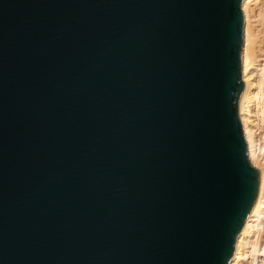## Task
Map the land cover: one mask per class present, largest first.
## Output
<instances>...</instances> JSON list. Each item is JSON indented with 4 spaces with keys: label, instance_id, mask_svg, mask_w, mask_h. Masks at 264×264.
<instances>
[{
    "label": "water",
    "instance_id": "95a60500",
    "mask_svg": "<svg viewBox=\"0 0 264 264\" xmlns=\"http://www.w3.org/2000/svg\"><path fill=\"white\" fill-rule=\"evenodd\" d=\"M240 2L0 0V264H228Z\"/></svg>",
    "mask_w": 264,
    "mask_h": 264
},
{
    "label": "bare ground",
    "instance_id": "6f19581e",
    "mask_svg": "<svg viewBox=\"0 0 264 264\" xmlns=\"http://www.w3.org/2000/svg\"><path fill=\"white\" fill-rule=\"evenodd\" d=\"M238 120L251 166L259 171L254 207L238 231L228 264H264V0H241ZM259 52H262L259 57Z\"/></svg>",
    "mask_w": 264,
    "mask_h": 264
},
{
    "label": "rangeland",
    "instance_id": "374dc122",
    "mask_svg": "<svg viewBox=\"0 0 264 264\" xmlns=\"http://www.w3.org/2000/svg\"><path fill=\"white\" fill-rule=\"evenodd\" d=\"M261 53H262V52H259V54H258V55H259V57H261V56H262V55H260Z\"/></svg>",
    "mask_w": 264,
    "mask_h": 264
}]
</instances>
